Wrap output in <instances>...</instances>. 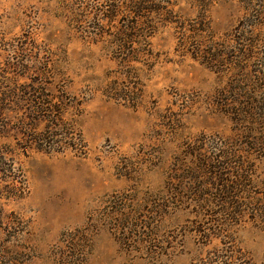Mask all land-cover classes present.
Segmentation results:
<instances>
[{
    "label": "rangeland",
    "instance_id": "rangeland-1",
    "mask_svg": "<svg viewBox=\"0 0 264 264\" xmlns=\"http://www.w3.org/2000/svg\"><path fill=\"white\" fill-rule=\"evenodd\" d=\"M117 1L0 0V93L16 82L41 85L54 97L65 89L79 102L67 117L85 139L51 153L11 139L33 149L17 158L27 188H4L0 179V264H264V149L242 138L253 174L247 200L241 216L217 229L226 206L202 178H191L196 160L189 155L205 138L235 136L221 105L264 98L258 66L247 64L250 77L222 74L196 59L194 46L182 45L181 27L200 24L196 0H172L177 23L154 14L144 29L151 48L130 45L122 54L115 43L122 24L108 22ZM213 1L212 30L233 42L244 5ZM262 22L257 33L264 41ZM258 52L264 57V46ZM132 56L139 62L126 63ZM122 72L131 73L142 98L104 94ZM236 82L247 91H233ZM254 129L251 137L264 138V124ZM196 192L213 203L201 207Z\"/></svg>",
    "mask_w": 264,
    "mask_h": 264
},
{
    "label": "trees",
    "instance_id": "trees-1",
    "mask_svg": "<svg viewBox=\"0 0 264 264\" xmlns=\"http://www.w3.org/2000/svg\"><path fill=\"white\" fill-rule=\"evenodd\" d=\"M196 1L202 7L200 24L181 27L182 45L194 46L195 58L202 59V64L222 74L233 71L232 74L239 72L250 77L246 67L247 64L253 63L258 66L256 72L261 75L258 79L262 81L264 57L258 51L264 46V41L258 39L257 32L263 23L264 0H239L244 5L246 15L236 28V34L240 37L233 42L220 40L212 30L207 14L214 1ZM117 3L110 11L108 22L117 21L122 24L115 37V43L122 50V54L130 45L146 44L148 50L151 48L149 41L151 35L148 33L149 30L146 32L144 29L147 27L151 29L154 14L164 16L167 23H177L173 20L174 12L170 8L173 6L172 0H118ZM134 58L129 57L125 62L136 61L137 58ZM130 79L131 73H120L105 87L104 94L116 100L119 98L130 100L133 95L142 98L143 90L140 87H132ZM238 82L232 90L247 91V88L239 87ZM258 89L261 90L260 87ZM60 92L61 97H54L41 85L35 87L16 82L11 91L0 93V179L7 183L4 188L11 187L16 191L27 188L25 175L18 166L17 158L33 149L27 143L16 145L11 139L20 136L24 140L36 143V148L46 153L66 148L75 149L77 142L85 144L78 123L67 117L69 109L79 105V102L65 89ZM55 98L57 102H54ZM29 101L31 104H28ZM133 102V107H137L138 101ZM223 102L222 112L232 120L235 136L212 141L205 138L202 147L199 150L192 147L189 154L196 160V167H192V172L195 173H191V178H195L196 181L202 178L204 180L202 186L214 189L217 195L214 199L218 204L226 206L220 215L227 217L225 221L222 218L215 221L212 226L216 229L226 225L228 218H232L233 221V218L241 216V209L245 206L243 203L247 200L244 197L246 181L250 177L253 178V174L252 168L249 167L250 153L242 149V138L246 137L256 148L264 149V138L250 136V133L256 132L254 127L264 124V98L261 96L226 98ZM42 122H46V125L40 130L39 124ZM195 174L198 175L194 176ZM198 194L194 193L200 205L213 203L208 197H199ZM7 196H17V193L12 195L7 193Z\"/></svg>",
    "mask_w": 264,
    "mask_h": 264
}]
</instances>
